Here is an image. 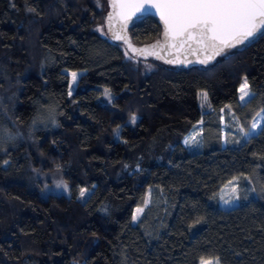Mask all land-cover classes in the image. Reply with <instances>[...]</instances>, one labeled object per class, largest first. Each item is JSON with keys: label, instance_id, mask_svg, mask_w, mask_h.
<instances>
[{"label": "trees", "instance_id": "16d2710c", "mask_svg": "<svg viewBox=\"0 0 264 264\" xmlns=\"http://www.w3.org/2000/svg\"><path fill=\"white\" fill-rule=\"evenodd\" d=\"M107 3L0 0V128L15 137L0 143V264H264V129L239 131L258 113L264 123V35L178 70L126 57L106 34ZM160 32L144 19L129 36L144 45ZM70 72L81 74L71 96ZM31 171L70 195L43 193ZM235 178L239 202L222 208Z\"/></svg>", "mask_w": 264, "mask_h": 264}, {"label": "snow or ice", "instance_id": "6c2138e0", "mask_svg": "<svg viewBox=\"0 0 264 264\" xmlns=\"http://www.w3.org/2000/svg\"><path fill=\"white\" fill-rule=\"evenodd\" d=\"M112 8L119 9L115 16L119 18V28L112 31V38L118 41H123L127 45L128 50L134 54H144L148 51L147 48H133L127 36L125 29L128 22L137 16V13L143 14L155 9L163 23V43L157 42L151 45L152 49H164L167 47H183L188 44L191 48L192 43L197 45L195 51L203 53L202 59L197 63L208 65L216 61L217 57H226L229 55L226 49H235L238 45H244L250 39H255L257 35H264V0H112ZM108 27L113 29L111 21L114 19V14L108 15ZM129 51L125 52V56L129 59ZM158 59H164L157 52L150 53ZM166 63H174L177 61L165 59ZM71 82L69 83V96L72 95L73 85L81 75L77 72H72ZM240 100L245 101V97H250L248 84L245 81L240 87ZM104 95L110 97V92L107 88L104 89ZM203 100L207 101V94H203ZM54 111V110H53ZM261 115L260 113L257 114ZM49 118L55 123L54 116L51 112ZM136 117H132L135 122ZM36 121H34V124ZM264 129V123L259 121L254 122L251 128L245 132L243 128L239 131L243 133L245 138H250L258 128ZM193 135L185 139L186 145H197L199 142L197 136ZM15 137L7 130L0 128V143L5 140H12ZM5 164L8 161H4ZM236 179L229 181L225 188L231 187L233 194L237 192ZM245 179H247L245 177ZM67 190V184L57 185ZM88 189L81 188L80 196L84 197ZM254 191V190H253ZM239 199V197H236ZM230 201L225 200L228 204ZM151 203V197L146 196L142 207L136 208L132 215V221L136 222L140 218V214L145 211V208ZM201 264H220L216 261H201Z\"/></svg>", "mask_w": 264, "mask_h": 264}, {"label": "water", "instance_id": "95a60500", "mask_svg": "<svg viewBox=\"0 0 264 264\" xmlns=\"http://www.w3.org/2000/svg\"><path fill=\"white\" fill-rule=\"evenodd\" d=\"M108 6V10L105 16V20H104V27H105V31L106 34L108 35V37L118 43L124 46L126 51L128 50L127 45L124 44L123 41H118L112 38V31L116 30L119 28V18L115 16V13L119 11V9L114 10L112 8V0H108L107 3ZM109 13H113L114 14V19L111 21L112 25H113V29L110 30L108 27V15ZM137 16H139V19H137L135 16L133 17V19L131 21L128 22V26L125 29L127 36L132 44L133 48H147L148 51L145 52L144 54H134L131 53L129 51V55L133 56V57H137L140 58L142 60H150L156 63H159L163 66L169 67V68H174V69H178V70H188L191 68H197V67H208V65H202L197 63V61L199 59H202L204 54L201 53H197L195 51V49L197 48V45L195 43H192L191 48L188 47V44H185L183 47H167V50L164 49H152L150 46L153 44H156L157 42L163 43V23L159 18V15L156 14L155 9H152L150 12H145L143 14L137 13ZM144 19H153L157 22V24L160 27V36L158 39L151 41L149 43H146L144 45H135L132 43L130 36H129V29L130 27L134 24L137 23L139 21H142ZM264 31V30H262ZM263 35H257L255 37V39H250L249 41H247L244 45H238L235 49H226V52H230V51H242L244 50L246 47L250 46L251 44H253L254 42H256L260 37H262ZM153 51L157 52L160 56L164 57V59H158L155 55H152L150 53H152ZM220 57L216 58V61L219 59ZM165 59H171L177 62L174 63H166ZM216 61L210 62L211 65H213Z\"/></svg>", "mask_w": 264, "mask_h": 264}, {"label": "rangeland", "instance_id": "374dc122", "mask_svg": "<svg viewBox=\"0 0 264 264\" xmlns=\"http://www.w3.org/2000/svg\"><path fill=\"white\" fill-rule=\"evenodd\" d=\"M72 72H70L69 73V76H70V82H71V74ZM245 82V79L243 78L242 79V82H241V84H240V86H239V101L241 102V103H243L241 100H240V96H241V92H240V87H241V85L243 84ZM74 86L75 85H73V88H72V92H73V90H74ZM69 90V89H68ZM69 93V92H68ZM204 93H206L205 91H200V92H198L197 93V100H198V107H199V109H200V111L202 112V113H206V112H208L209 111V103H208V99H207V101H204L203 100V94ZM250 93V92H249ZM247 98L248 97H245V101L247 100ZM244 101V102H245ZM261 114V113H260ZM48 116L47 115H45L44 113L42 114V115H40V116H38V118L36 119L37 120V122H40V123H42V122H44V120L47 118ZM256 121H259V122H261L262 123V115H257L254 119H253V121H252V123H251V125L254 123V122H256ZM251 128V126L249 127V129ZM259 128H260V124H258V128H257V130L255 131V133L253 134V135H255L256 133H257V131L259 130ZM201 131H202V122H199L197 125H196V127H195V129H194V131L187 137V138H189V137H191V136H193V135H196L197 133L199 134L198 136H197V140H198V142L200 141V135H201ZM233 136H234V132H232L231 133V135H229L228 137L226 136V134L225 133H223V143L224 144H226L227 143V141L228 140H232V138H233ZM187 138H185V139H187ZM245 138V137H244ZM185 139L183 140V145L188 149V150H194V149H196L197 148V145H186L185 143H184V141H185ZM32 172V174H33V176H34V178H35V183L36 184H41V186L42 187H40V189L42 190V192L43 193H56V194H64V195H70V192H69V190H68V187H67V190H64V188L63 187H57V185H63L64 183L62 182V180L60 179V177H58L57 175H54V174H51V175H42V174H40V173H36V172H33V171H31ZM236 187H237V181H236V185H235ZM90 191H86V193H85V196L84 197H81L80 196V191H79V193H78V195H77V198L80 200V201H85L86 199H87V197L90 195V193H91V189H89ZM236 197H238V189H237V192L235 193V194H233L232 193V191H231V187H229V188H225V187H223L221 190H220V192H219V194H218V200H219V203H220V206L222 207V208H225V209H227V208H231V207H233V206H235V205H237V203L239 202L238 201V199H236ZM225 200H228V201H230L228 204H225L224 203V201ZM208 261H213V260H208Z\"/></svg>", "mask_w": 264, "mask_h": 264}]
</instances>
